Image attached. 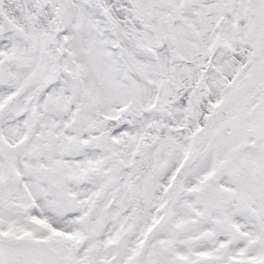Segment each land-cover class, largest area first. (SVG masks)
Here are the masks:
<instances>
[{
    "label": "snow or ice",
    "instance_id": "snow-or-ice-1",
    "mask_svg": "<svg viewBox=\"0 0 264 264\" xmlns=\"http://www.w3.org/2000/svg\"><path fill=\"white\" fill-rule=\"evenodd\" d=\"M0 264H264V0H0Z\"/></svg>",
    "mask_w": 264,
    "mask_h": 264
}]
</instances>
